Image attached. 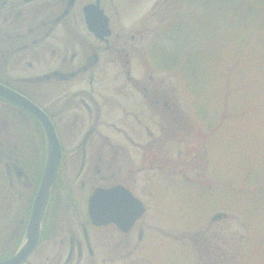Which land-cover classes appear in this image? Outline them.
Instances as JSON below:
<instances>
[{"label": "flooded vegetation", "instance_id": "1", "mask_svg": "<svg viewBox=\"0 0 264 264\" xmlns=\"http://www.w3.org/2000/svg\"><path fill=\"white\" fill-rule=\"evenodd\" d=\"M148 3L0 0V86L48 118L61 150L37 240L20 264H153L142 253L158 229L143 219V175L186 178L170 159L190 144L176 149L161 136L175 118L174 90L161 85L175 60L156 40L159 0ZM46 140L36 114L0 96V264L31 231ZM109 190L115 203L129 192L143 205L130 227L90 216V197Z\"/></svg>", "mask_w": 264, "mask_h": 264}, {"label": "rangeland", "instance_id": "2", "mask_svg": "<svg viewBox=\"0 0 264 264\" xmlns=\"http://www.w3.org/2000/svg\"><path fill=\"white\" fill-rule=\"evenodd\" d=\"M159 5L156 40L177 61L161 81L176 110L161 136L190 146L170 159L186 178L143 175V219L158 229L142 253L153 264H264V0Z\"/></svg>", "mask_w": 264, "mask_h": 264}, {"label": "water", "instance_id": "3", "mask_svg": "<svg viewBox=\"0 0 264 264\" xmlns=\"http://www.w3.org/2000/svg\"><path fill=\"white\" fill-rule=\"evenodd\" d=\"M191 1V0H189ZM218 1H231V0H218ZM0 96L7 99L16 98L18 103L28 108L32 113L36 114L43 123L44 129L47 134V153L46 162L40 182L37 195L34 199L32 208L30 226L31 231L28 234L26 243L22 246L20 251L10 260L1 264H20L33 249L37 240L36 225L40 223L43 211L48 201L51 186L57 172L60 160V145L55 135V131L48 120V118L40 113L35 107L29 103H24L18 99L10 91L0 86ZM115 191V190H114ZM113 190L109 191H96L89 199V212L90 216L95 219H111L119 226L130 225L138 219L144 212L143 205L135 199L129 192L125 193L119 203H115L112 199L114 194ZM221 215H216L213 219L219 218ZM110 221V220H109ZM127 230L128 228H124Z\"/></svg>", "mask_w": 264, "mask_h": 264}, {"label": "trees", "instance_id": "4", "mask_svg": "<svg viewBox=\"0 0 264 264\" xmlns=\"http://www.w3.org/2000/svg\"><path fill=\"white\" fill-rule=\"evenodd\" d=\"M176 63H177V61L175 62V64H176ZM175 66H176V65H175ZM186 67H187V66H186ZM187 70H188V69H186V72H188ZM187 74H188V73H187Z\"/></svg>", "mask_w": 264, "mask_h": 264}]
</instances>
